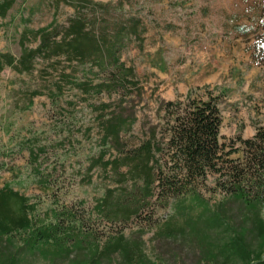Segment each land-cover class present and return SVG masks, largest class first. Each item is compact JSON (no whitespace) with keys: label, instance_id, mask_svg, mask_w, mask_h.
I'll list each match as a JSON object with an SVG mask.
<instances>
[{"label":"trees","instance_id":"trees-1","mask_svg":"<svg viewBox=\"0 0 264 264\" xmlns=\"http://www.w3.org/2000/svg\"><path fill=\"white\" fill-rule=\"evenodd\" d=\"M16 1H0V17ZM56 2L74 8L65 24L54 17L25 30L19 56L0 50V76L6 68L38 72L41 84L21 109L46 94L60 116L51 123L59 138L20 143L36 182L56 187L51 204L42 208L11 183L0 187V264H264V126L223 141L220 95L208 87L161 99L154 122L136 69L123 59L131 43L143 45L136 1ZM255 54L264 55V44ZM75 134L97 148L82 179L97 175L102 193L88 209L61 199L49 162L50 148ZM159 209L170 211L166 219L154 218ZM159 225L149 240L166 248L151 254L145 234Z\"/></svg>","mask_w":264,"mask_h":264},{"label":"rangeland","instance_id":"rangeland-1","mask_svg":"<svg viewBox=\"0 0 264 264\" xmlns=\"http://www.w3.org/2000/svg\"><path fill=\"white\" fill-rule=\"evenodd\" d=\"M133 1L135 8L142 11L146 30L142 47L131 43L123 59L135 67L144 88V113L157 122L156 108L161 99L185 97L190 90L205 94L208 87L220 95L223 141L230 142L237 135L252 137L257 128L264 126V55L255 54L258 43L264 44V0ZM73 14L74 8L65 2L58 5L56 0H17L7 16L0 17V50L19 56L25 30L47 26L54 17L65 24ZM27 44L35 47L37 42ZM216 70L218 76L213 77ZM35 75L6 68L0 76V187L11 183L45 209L56 187L36 182L29 152L21 149L20 143L36 134L44 143L59 138L51 123L54 116H60L51 108L46 94L36 96L30 108L21 109L30 89L41 84ZM83 115H78L81 122L90 117L87 111ZM71 125L75 127L72 122ZM50 149L49 162L55 167L61 199L91 207L94 197L102 193L97 175L93 183L82 179L89 157L97 149L93 139L75 134L65 147ZM80 200L87 203L83 206ZM169 212L159 209L154 218L164 220ZM156 228L160 225L145 234L151 254L166 248L161 241L149 240ZM185 262L190 264L191 260L185 258Z\"/></svg>","mask_w":264,"mask_h":264},{"label":"crops","instance_id":"crops-1","mask_svg":"<svg viewBox=\"0 0 264 264\" xmlns=\"http://www.w3.org/2000/svg\"><path fill=\"white\" fill-rule=\"evenodd\" d=\"M231 48V47H230ZM225 49H227V47L225 48ZM234 51H236V50H234ZM218 70H216V72H215V74H212V76L213 77H217L218 76ZM188 92V91H187ZM186 94L187 93H185V96H186ZM179 96V95H178ZM181 96V95H180ZM183 97V96H182ZM175 98H177V96L176 95H172V96H170L169 98H166V99H175Z\"/></svg>","mask_w":264,"mask_h":264}]
</instances>
